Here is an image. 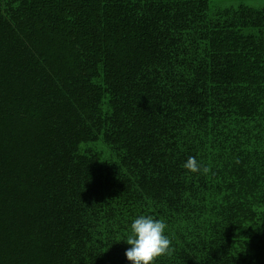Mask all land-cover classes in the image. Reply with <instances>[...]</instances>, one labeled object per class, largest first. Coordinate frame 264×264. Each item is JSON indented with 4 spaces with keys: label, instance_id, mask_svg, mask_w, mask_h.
<instances>
[{
    "label": "trees",
    "instance_id": "1",
    "mask_svg": "<svg viewBox=\"0 0 264 264\" xmlns=\"http://www.w3.org/2000/svg\"><path fill=\"white\" fill-rule=\"evenodd\" d=\"M139 215L264 264V9L0 0V264H129Z\"/></svg>",
    "mask_w": 264,
    "mask_h": 264
},
{
    "label": "clouds",
    "instance_id": "2",
    "mask_svg": "<svg viewBox=\"0 0 264 264\" xmlns=\"http://www.w3.org/2000/svg\"><path fill=\"white\" fill-rule=\"evenodd\" d=\"M192 173L200 170L198 161L189 157L183 165ZM167 225L152 216L139 215L130 224L128 235L122 241L129 245L125 257L129 264H156L158 258L171 253L172 242L166 235Z\"/></svg>",
    "mask_w": 264,
    "mask_h": 264
},
{
    "label": "rangeland",
    "instance_id": "3",
    "mask_svg": "<svg viewBox=\"0 0 264 264\" xmlns=\"http://www.w3.org/2000/svg\"><path fill=\"white\" fill-rule=\"evenodd\" d=\"M246 5L254 9H264V0H209L210 12H217L229 8H237Z\"/></svg>",
    "mask_w": 264,
    "mask_h": 264
}]
</instances>
